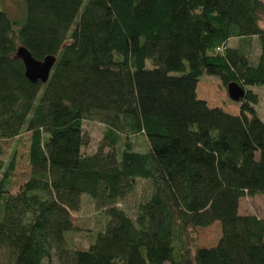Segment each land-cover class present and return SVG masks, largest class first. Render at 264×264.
Here are the masks:
<instances>
[{
    "label": "trees",
    "instance_id": "1",
    "mask_svg": "<svg viewBox=\"0 0 264 264\" xmlns=\"http://www.w3.org/2000/svg\"><path fill=\"white\" fill-rule=\"evenodd\" d=\"M17 1L18 17L0 5V138L28 132L29 170L10 191L0 157V264H264V219L237 212L264 193V105L246 87L264 82V0ZM18 44L55 56L44 81ZM202 73L241 85L235 113L196 96ZM84 119L102 124L90 151ZM137 179L131 215L117 202ZM81 194L103 218L83 248L64 236ZM214 220L215 242L189 249L185 229Z\"/></svg>",
    "mask_w": 264,
    "mask_h": 264
},
{
    "label": "rangeland",
    "instance_id": "2",
    "mask_svg": "<svg viewBox=\"0 0 264 264\" xmlns=\"http://www.w3.org/2000/svg\"><path fill=\"white\" fill-rule=\"evenodd\" d=\"M1 7L11 16L18 17L21 15V3L17 0H0ZM264 23V17H259V24ZM247 44L248 57L254 60L257 46L254 36H250L244 40ZM238 42V38L230 37L226 43L234 45ZM148 63V60H146ZM247 88L255 93L256 101L254 103L255 111L259 117L262 116V106L264 105V82L261 84H247ZM195 94L205 100L208 105L220 106L223 110L235 113L239 100L230 99L226 93L225 84L213 74L202 73L199 75L195 84ZM83 133L87 136V142L84 143L82 149L85 151L93 150L100 136L102 124L94 119H84L81 121ZM26 130H21L17 135L9 138H0V157L6 161L13 157V169L9 180V190L13 191L17 185L23 181L27 175L29 166L26 159ZM137 146V145H136ZM135 145L133 147H136ZM138 148V147H137ZM144 187V190H142ZM147 186L142 179H137L134 191L127 194L124 198L117 202V205L124 208L126 212L132 215L134 206L133 201L146 193ZM237 212L253 213L264 219V193H253L251 195H241L237 201ZM72 228L65 232V243L71 247H86L90 241L92 231L101 226L102 208L96 207L92 200L85 194L79 197V205L76 209L69 211ZM182 236L187 247L192 249L194 245L213 244L219 234V225L217 221H212L206 226H194L185 229ZM165 264V263H164Z\"/></svg>",
    "mask_w": 264,
    "mask_h": 264
},
{
    "label": "water",
    "instance_id": "3",
    "mask_svg": "<svg viewBox=\"0 0 264 264\" xmlns=\"http://www.w3.org/2000/svg\"><path fill=\"white\" fill-rule=\"evenodd\" d=\"M13 54L21 60L23 74L30 81L36 79L44 81L55 59V56L51 53L44 54L40 58L34 57L22 44L16 45ZM225 89L228 97L233 100L239 99L243 93L241 85L234 80H228L225 83Z\"/></svg>",
    "mask_w": 264,
    "mask_h": 264
}]
</instances>
